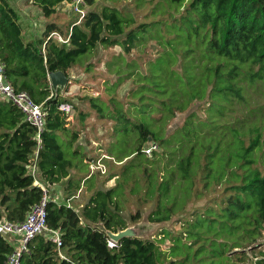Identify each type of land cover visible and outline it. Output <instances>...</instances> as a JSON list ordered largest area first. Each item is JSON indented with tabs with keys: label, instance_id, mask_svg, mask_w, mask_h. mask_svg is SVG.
I'll use <instances>...</instances> for the list:
<instances>
[{
	"label": "trees",
	"instance_id": "obj_1",
	"mask_svg": "<svg viewBox=\"0 0 264 264\" xmlns=\"http://www.w3.org/2000/svg\"><path fill=\"white\" fill-rule=\"evenodd\" d=\"M74 1L26 0L45 19L34 31L10 0H0L5 77L45 111L38 145L35 127L11 101L0 99V219L22 221L42 199L28 170L38 145L35 178L49 193L46 225L61 239L57 247L49 230L37 234L19 264H264V251L255 253L254 245L264 228V104H250L245 95L246 84H264V0H134L133 9L116 0H82V18L60 25L53 19L58 7ZM145 6L148 20L137 22L134 12ZM149 40L160 50L143 69L124 53ZM116 45L122 52L105 62L114 76L105 82L107 98L80 97L99 120L112 122L103 154L120 164L107 177L115 184L88 192L79 208L58 203L50 196L54 185L63 182L69 201L82 185L90 191L100 171L80 174L89 163L75 122L87 114L53 91L47 75L61 70L69 77L76 65L91 71V54ZM127 80L123 101L116 95ZM194 101L203 103L204 118L191 111L182 125L169 129ZM235 101L244 105L240 117ZM62 103L71 105L76 121L68 120L71 111L61 110ZM151 144L161 151L147 155L144 147ZM129 199L152 205L150 222L178 215V229L163 227L153 237H124L110 246L95 225L116 232L139 221L140 208L126 212ZM14 248L0 233V264Z\"/></svg>",
	"mask_w": 264,
	"mask_h": 264
},
{
	"label": "rangeland",
	"instance_id": "obj_2",
	"mask_svg": "<svg viewBox=\"0 0 264 264\" xmlns=\"http://www.w3.org/2000/svg\"><path fill=\"white\" fill-rule=\"evenodd\" d=\"M13 4V7L19 12L20 17L24 21V23H27L29 27H31L34 31H36L39 27H41L45 21L43 16L41 15L40 10L29 4L26 3V0H10ZM104 3H112V0H101ZM117 5H125L129 8L133 9L135 7L134 0H116ZM149 6L140 7L137 8V12L135 10V14L137 17V22H140L141 20L147 21L148 19H144L143 15L144 13H147ZM84 11L85 9L82 8ZM151 16V15H150ZM148 16V18H150ZM78 17V13L75 10L74 3L72 2H65L60 7H58L57 13L54 15V20L57 21L60 25L64 26L66 22L74 20ZM160 50V46L154 41L149 40L146 45L143 48H133L130 53L126 54L124 53L125 57L130 59H136L139 63V66H141L144 69V63L147 59L153 58L157 55V52ZM122 52V49L119 45L109 47V48H101L98 47L88 58V61H91L93 63V70L86 72L84 70L83 66L76 65L70 70V74L68 77L69 84L68 90L64 91V89L61 91L62 97L69 96L73 99L74 106H77V110H81L84 112H87V118H85L83 121V128L81 129V133L79 136V139L77 141L78 144L82 145L84 152L86 153V160L89 164V167H83V171L80 174H86L87 171L91 173L92 171L96 172L99 170L100 174L96 178L95 185H93V188L90 189V191L87 190L86 185H82L81 189L77 192L74 198L69 199V201L66 200V195L62 194L63 192L61 190V187L63 185V182L59 184L55 188L56 190H60L62 196V202H66L68 205H74L75 207L79 208L88 198L89 193H92L94 189H96L98 186H102L103 188L110 187L115 184V178H107L109 177L110 173L112 172H118L120 164L118 162H115L114 160H111L110 157L108 159L104 158V148L108 145V143L111 141V125L112 122L108 121L106 119L99 120L96 117V113L94 110H92L88 104V100H82L80 97L83 95H90V96H96L101 95L104 98H107V95L104 93V87L106 80L107 83H110L114 80L113 74H109L106 70L105 62L110 60L113 55H116L118 53ZM258 83V84H257ZM255 82L252 86H248L246 82L244 81L246 90L245 95L249 101L250 104L260 103L264 104V84L261 82ZM260 83L262 86H260ZM65 85V86H66ZM131 86L130 80L125 81L117 90V98H120L123 101H126V90ZM234 106L236 109L235 115L241 116L242 115V109L243 103H238L237 101L234 102ZM71 111V120H75V112L70 108ZM195 111L201 118H204V112H203V103L200 101H194L192 102L188 108H186L184 111L178 113L173 120L170 121V125L168 126L169 129H172L174 127L182 125L185 116L191 112ZM69 117V118H70ZM82 123V122H81ZM81 123L75 122V125L78 127H82ZM148 146H145L146 148ZM156 151H161L160 147H157ZM152 154H149L151 156ZM102 159H105L106 161H103ZM103 164L104 168L100 169L99 166ZM98 165V166H97ZM91 170V172H90ZM54 191V190H53ZM89 192V193H88ZM48 197H49V193ZM52 195V192L50 193ZM133 198V197H131ZM204 202V199L195 200L193 203H189L187 206V209L192 208L194 205H201ZM126 204V212L135 213L138 208H140L141 211V218L137 222H130L129 225H134L136 223H145L150 224V228L148 233H145L141 238H148L153 237L161 228H170V229H178L180 225V221L178 218V215L172 217L169 221L155 223L150 222L147 219V215L152 208V205L150 204H142L139 206L136 204L132 199H129L125 202ZM71 219L76 218V214H72ZM128 225V226H129ZM168 242L166 241L164 244L161 245L162 249H165L167 247ZM255 245V253H257L260 250L264 251V228L262 230L261 237L257 240ZM247 253L252 256L251 249L246 248L245 249Z\"/></svg>",
	"mask_w": 264,
	"mask_h": 264
},
{
	"label": "built area",
	"instance_id": "obj_3",
	"mask_svg": "<svg viewBox=\"0 0 264 264\" xmlns=\"http://www.w3.org/2000/svg\"><path fill=\"white\" fill-rule=\"evenodd\" d=\"M74 7L78 13V20L84 15V10L79 6L82 0H75ZM54 36L61 37L57 33H53ZM0 99L11 101L22 113L24 119L36 129V139L39 145L40 133L43 129L45 111L42 103L34 102L27 92L24 90H16L10 82L6 79L4 74V67L0 60ZM59 108L63 111H69L71 105L67 103L60 104ZM35 148L33 154L29 159L28 170L34 177L35 183L40 185L43 190L42 199L34 204L30 211L27 213L22 221H9L6 219H0V233L6 234H18L20 236L19 244L8 255L5 264H19L21 255L27 251L29 241L37 234L49 230L50 239L56 244L57 247L61 245L60 233L57 230H51L46 225V202L48 200L47 189L37 177V156L38 148ZM156 144H151L144 149L147 155L151 154L153 149H156ZM98 166V165H97ZM100 169L104 168L103 164L99 166ZM115 243L109 240V245L112 246ZM63 257L62 254H60Z\"/></svg>",
	"mask_w": 264,
	"mask_h": 264
},
{
	"label": "water",
	"instance_id": "obj_4",
	"mask_svg": "<svg viewBox=\"0 0 264 264\" xmlns=\"http://www.w3.org/2000/svg\"><path fill=\"white\" fill-rule=\"evenodd\" d=\"M47 76L50 81L51 87L55 92H57L58 90L62 91L68 82V77L61 70L49 72ZM95 226L103 231L107 235L109 240L113 243H117L124 237L141 238L145 233H148L150 228V224L136 223L134 225H129L123 229H119L116 232H113L105 228L102 223H97Z\"/></svg>",
	"mask_w": 264,
	"mask_h": 264
},
{
	"label": "crops",
	"instance_id": "obj_5",
	"mask_svg": "<svg viewBox=\"0 0 264 264\" xmlns=\"http://www.w3.org/2000/svg\"><path fill=\"white\" fill-rule=\"evenodd\" d=\"M86 114H87V112H85ZM70 117V116H69ZM68 117V120H71V117L69 118ZM85 118H87V115H86V117ZM84 118V119H85ZM83 119V120H84ZM72 121V120H71ZM80 123H81V126L83 125V122L84 121H79ZM82 128H83V126H82ZM89 165H91V164H89ZM89 167V166H88ZM90 168V167H89ZM91 171V170H90ZM71 174H76V172H75V170L74 169H72L71 170ZM83 175H85V174H83ZM57 186H58V188H59V185L57 184ZM56 185H54L53 187H52V195H50L55 201H57L58 203H63L62 202V196H61V193L60 192H62V191H60L59 189L58 190H56L55 188L57 187ZM60 191V192H59ZM63 194V193H62ZM5 237L8 239V241L14 246V247H17L18 246V244H19V240H20V238H19V235L18 234H6L5 235Z\"/></svg>",
	"mask_w": 264,
	"mask_h": 264
}]
</instances>
